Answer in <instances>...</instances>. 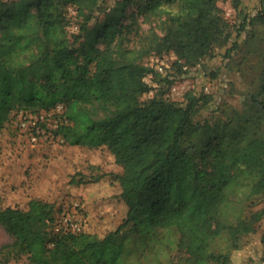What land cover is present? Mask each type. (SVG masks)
<instances>
[{
    "label": "trees",
    "instance_id": "16d2710c",
    "mask_svg": "<svg viewBox=\"0 0 264 264\" xmlns=\"http://www.w3.org/2000/svg\"><path fill=\"white\" fill-rule=\"evenodd\" d=\"M230 1L234 23L218 0H0V131L19 127V113L61 104L53 134L70 145L106 146L121 166L114 178L127 206L117 227L99 236L55 230L60 208L48 200L0 205L10 237L0 264L23 255L31 264H127L126 240L147 245L159 228L177 231L173 264H236L240 240L257 231L264 260V59L258 88L225 117L212 92L178 101L157 88L142 98L152 89L145 55L172 52L170 68L181 72L205 57L231 56L248 26H264V7L250 13L244 0ZM133 6L143 22L161 18V33H139ZM171 73L158 80L171 83ZM208 106L218 115L197 119ZM222 236L226 250L217 249Z\"/></svg>",
    "mask_w": 264,
    "mask_h": 264
},
{
    "label": "rangeland",
    "instance_id": "374dc122",
    "mask_svg": "<svg viewBox=\"0 0 264 264\" xmlns=\"http://www.w3.org/2000/svg\"><path fill=\"white\" fill-rule=\"evenodd\" d=\"M218 4L230 23L238 21L239 16L236 15L230 0H218ZM244 5L250 9V13H254L259 7H264V0H244ZM135 10L136 7L133 6L128 12L136 18L134 28L139 33H145L150 28L161 33L163 25L160 22L161 18H153L150 23L143 22L142 14ZM247 28L248 32H244L239 47L229 57L222 58L219 55L205 57L199 64L181 72L174 67H168L164 74H160L149 67L151 70L146 73V80L152 89L143 94L142 98H147L157 88H162L169 98L182 101L187 92L202 93L207 86L208 92L215 96L216 105H219L220 110L226 111L222 113L218 110L219 117L231 114L233 109L240 110L247 93L259 86V75L264 59V26L255 24ZM135 32L130 34L129 44L137 46L140 34L135 35ZM221 50L224 48L216 47L215 53ZM150 56L145 55L142 58L147 66ZM165 56L170 61L175 58L172 52ZM211 72L215 74L212 75ZM167 73L174 76L171 83L158 80ZM172 85L177 87L174 92L171 91ZM212 109L213 106L202 109L197 119L211 118L212 113L218 115ZM57 111L55 107L36 113L39 119L37 139L34 142L29 140L31 132L27 134L28 130L20 129L21 127L15 123L1 129L0 205L25 208L31 198L48 200L54 202L57 212L60 208L55 230L60 226L59 218L63 212L72 210L80 215L82 230L103 236L107 231L117 227L127 209L119 194L118 181L114 178V174L121 170L120 166L114 161L113 154L106 146L93 148L70 145L60 136L54 135L52 128L55 127L54 113ZM258 206L254 205L253 209ZM259 235L260 231H257L240 240L241 249L234 254L236 264H264ZM177 237L174 228L157 229L156 236L147 245L132 236L126 240L129 249L126 263L173 264V258H176L177 254ZM8 241L10 237L0 226V244ZM217 249H227L225 237L222 236L218 240ZM5 264L31 263L27 256L23 255L20 259Z\"/></svg>",
    "mask_w": 264,
    "mask_h": 264
},
{
    "label": "built area",
    "instance_id": "2783aa9c",
    "mask_svg": "<svg viewBox=\"0 0 264 264\" xmlns=\"http://www.w3.org/2000/svg\"><path fill=\"white\" fill-rule=\"evenodd\" d=\"M170 60H167L165 55H151L149 67L153 68L155 71L159 72L160 74H164L166 69L171 65ZM146 79V78H145ZM176 85L171 86V91H176ZM205 92H208L207 86H205ZM57 110L61 109V104H57ZM38 116L36 113H19L17 118V124L21 127L20 129H29L34 130V133L29 135V140L34 142L37 139V132H38ZM77 204H75L76 206ZM59 228L58 230L62 231H81L82 230V222L80 219V215L72 210H66L63 212L61 217L59 218Z\"/></svg>",
    "mask_w": 264,
    "mask_h": 264
},
{
    "label": "crops",
    "instance_id": "0c3cea01",
    "mask_svg": "<svg viewBox=\"0 0 264 264\" xmlns=\"http://www.w3.org/2000/svg\"><path fill=\"white\" fill-rule=\"evenodd\" d=\"M119 165V164H118ZM120 166V165H119ZM120 169H121V166H120ZM121 171V170H120ZM4 176V175H3ZM6 176V175H5ZM119 185V184H118ZM120 187V186H119ZM120 191H121V188H120ZM120 194V193H119Z\"/></svg>",
    "mask_w": 264,
    "mask_h": 264
}]
</instances>
